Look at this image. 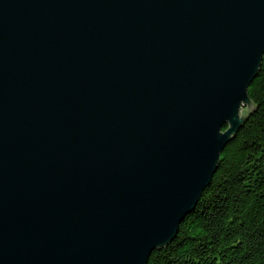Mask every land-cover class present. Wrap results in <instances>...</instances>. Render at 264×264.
I'll return each mask as SVG.
<instances>
[{
	"label": "water",
	"instance_id": "1",
	"mask_svg": "<svg viewBox=\"0 0 264 264\" xmlns=\"http://www.w3.org/2000/svg\"><path fill=\"white\" fill-rule=\"evenodd\" d=\"M263 58L264 0H0V264H148Z\"/></svg>",
	"mask_w": 264,
	"mask_h": 264
},
{
	"label": "trees",
	"instance_id": "2",
	"mask_svg": "<svg viewBox=\"0 0 264 264\" xmlns=\"http://www.w3.org/2000/svg\"><path fill=\"white\" fill-rule=\"evenodd\" d=\"M248 94L255 111L176 239L148 264H264V58Z\"/></svg>",
	"mask_w": 264,
	"mask_h": 264
},
{
	"label": "rangeland",
	"instance_id": "3",
	"mask_svg": "<svg viewBox=\"0 0 264 264\" xmlns=\"http://www.w3.org/2000/svg\"><path fill=\"white\" fill-rule=\"evenodd\" d=\"M244 110H245V108H244Z\"/></svg>",
	"mask_w": 264,
	"mask_h": 264
}]
</instances>
